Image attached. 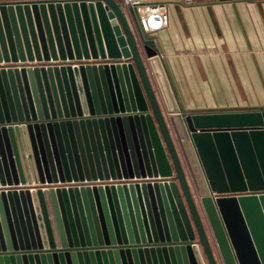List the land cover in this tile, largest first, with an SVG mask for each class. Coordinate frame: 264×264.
I'll return each mask as SVG.
<instances>
[{"label": "water", "instance_id": "obj_1", "mask_svg": "<svg viewBox=\"0 0 264 264\" xmlns=\"http://www.w3.org/2000/svg\"><path fill=\"white\" fill-rule=\"evenodd\" d=\"M1 63L0 264H264V106L185 108L118 0H0Z\"/></svg>", "mask_w": 264, "mask_h": 264}, {"label": "crops", "instance_id": "obj_2", "mask_svg": "<svg viewBox=\"0 0 264 264\" xmlns=\"http://www.w3.org/2000/svg\"><path fill=\"white\" fill-rule=\"evenodd\" d=\"M165 4L154 38L187 109L264 106V0H144Z\"/></svg>", "mask_w": 264, "mask_h": 264}, {"label": "built area", "instance_id": "obj_3", "mask_svg": "<svg viewBox=\"0 0 264 264\" xmlns=\"http://www.w3.org/2000/svg\"><path fill=\"white\" fill-rule=\"evenodd\" d=\"M121 5L126 8L130 9L133 8L136 11L137 14V20L139 27L141 30L145 33L149 32H154L158 31L168 24V13H167V8L165 4L163 3H158V2H144V0H118ZM186 4H191L196 2L197 0H182ZM100 63H105L104 60L101 59H89V60H65V61H53L49 60L48 62H33V63H27L26 65H85V64H100ZM11 67L17 66L20 67L23 65L22 63H17V64H9ZM8 64L1 63L0 67H6L9 66ZM141 181L140 179H111L109 178L108 180L106 179H84V180H77V181H70V182H64V183H56V184H39L38 186L41 187L42 189L45 187H92V186H104V185H117V184H129L130 182H139ZM34 184H17V185H5V186H0V189L3 190H8V189H15V190H20V189H32Z\"/></svg>", "mask_w": 264, "mask_h": 264}]
</instances>
